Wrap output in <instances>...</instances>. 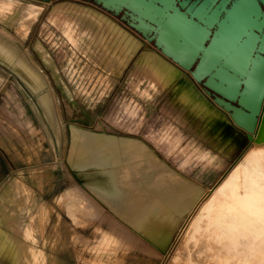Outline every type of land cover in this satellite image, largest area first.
Returning a JSON list of instances; mask_svg holds the SVG:
<instances>
[{"label": "rangeland", "instance_id": "1", "mask_svg": "<svg viewBox=\"0 0 264 264\" xmlns=\"http://www.w3.org/2000/svg\"><path fill=\"white\" fill-rule=\"evenodd\" d=\"M55 1L58 0H0V36L40 73L51 93L53 108L50 118L43 115L37 103L35 89L0 61V173L2 176H24L22 178L25 179L34 172L43 174L45 179L41 188L27 179L34 198L32 204L27 206L29 210L22 222H27V228L37 245L41 244L39 241L42 233L50 245L64 240L68 247L63 250L75 264H173L174 260L175 264H186L184 257L195 252L191 247L196 246L197 251L201 249L192 245L194 242L190 241L189 232L182 231L180 227L164 246L154 243V247L152 242L138 238L130 231L127 240L121 242L120 236L117 237L120 234L114 231L115 226L104 218L106 215L102 207L91 199L83 187L74 183V167H79L80 163L81 166L89 165L86 157L89 153H96L94 145L99 142L94 135L104 137L107 133H120L121 129L135 131L137 128V114L130 119L126 118L127 103L135 102L133 96L136 95V90L131 85L142 80L151 86L147 80L132 74L138 53L127 63H121L117 59L111 70L106 59L103 60L98 55L99 51L94 43L87 42V39L79 41L69 37L64 22L50 21L48 14L53 9L50 4ZM73 1L89 4L86 0ZM18 2L27 5L16 7ZM32 3L39 8L35 16L34 9L30 12L28 8ZM128 107L131 111V105ZM140 121L139 125L144 122L141 125L144 128H160L159 123H154L149 116ZM208 121L211 123L210 119ZM223 123L226 125V121ZM178 131L182 138L180 145H176L174 150H170V144L166 140L168 136H156L162 148L161 162L155 163L157 166H152L150 170L146 167L141 175L136 173L134 177L131 176L128 191L123 193L126 196L123 199L128 201L124 209L125 215H136L143 211L146 228L152 224L153 213L156 216L161 211L157 196L166 197L172 191L175 175L209 191L231 169L251 142L241 129H236L234 139H239V145L234 146L233 140L220 151V148L216 149L219 144L215 142L216 139L218 142L221 139L213 123L210 128L206 126L205 132L216 138H210L215 144L199 139L193 124L183 125ZM175 134L171 137H175ZM204 137L209 139L210 136ZM105 138L107 139L106 136ZM106 139L101 142L105 143ZM187 142L197 148H210L209 153L213 159L209 161L203 156V149L191 148L188 151L187 146L184 151L183 145ZM104 145L97 144L99 148H104ZM222 152L227 155L224 156ZM9 153L14 155V160L10 159ZM220 161L225 164L222 169L215 167ZM39 166L42 168L38 171L36 167ZM241 169L243 171V167L238 166L240 175ZM217 171L221 172L218 179L202 183V180ZM73 183L75 186L72 187ZM62 211L66 214L65 217L59 216ZM84 212H90L92 216L85 217ZM79 214H82L81 218ZM75 218L77 224L80 220L81 227L86 228L81 234L73 231L72 221ZM127 219L131 224L136 216H129ZM103 224L106 227L112 225L113 231L103 232ZM222 227L225 225L219 226L220 229L216 231L219 235L210 240V252L216 251L217 254L206 259L204 264H264L261 262L264 260V249L243 248L239 242H231L223 233ZM248 234L250 235L249 232ZM75 238L77 247L73 246ZM184 240L189 242L190 248ZM257 243L264 245V237H258ZM184 246L193 251L187 249V254ZM170 258L171 261L175 259L170 263Z\"/></svg>", "mask_w": 264, "mask_h": 264}, {"label": "crops", "instance_id": "2", "mask_svg": "<svg viewBox=\"0 0 264 264\" xmlns=\"http://www.w3.org/2000/svg\"><path fill=\"white\" fill-rule=\"evenodd\" d=\"M65 1L71 0H58L52 2L50 7H58L59 4ZM87 5L93 8L94 11H89V13L85 12L81 15H60L56 13L57 15H48V19L50 21L64 22V28L69 37L78 39L79 41L87 39V42L94 43L96 49L99 51V53L97 52L98 55L101 59H106L111 70H113L117 59L121 63H127L131 57L138 53L135 58L132 74L140 77V79L147 80L151 87L142 80L135 81L136 85H131V87H135L136 90V95L133 96L135 102L130 101V103H127L126 111L128 114L126 118L130 119L131 116L135 117L137 114V128L135 131L121 129L120 133H107L105 134L107 139L105 136L94 135L100 145L105 144L104 148H99L97 146L99 143H97L94 145V151L96 153H89L88 157H86L89 165L81 166L82 164L80 163L79 167H74L72 172L74 183H78L81 188L83 187V189L88 192L91 199L102 207L106 215L104 218H106L107 222L115 226L114 231L120 234L117 235V237L120 236L121 242L127 240L128 232L130 231L135 233L134 235L138 238L152 242L153 246L154 243L161 245L159 239L155 240V233L152 234L155 231H159V228H157L158 225L156 226L153 220L155 213H153L151 226L148 225L146 228L144 221L145 213L142 211L136 213V215L128 214V216H126L124 209L128 201L123 199L126 198L123 193H125L126 190L128 191L127 187L130 183L129 178L131 176L134 177L136 173L141 175V173L145 172L144 170H146V167L149 169L152 166H157L155 163L158 164L161 162L162 156L160 153H162V148L156 136H168L167 139L165 137L164 139L169 142L171 147L170 150H174L176 145H180L179 143L182 138L178 135V129L183 125L193 124L194 132L198 138L208 140L212 144L214 143L212 139L215 137L212 134L206 133V126L210 128L211 123H213L216 133L219 134L218 136L221 139L218 142L215 138V143L219 144V147L216 149L218 150L220 148L219 150L223 151L225 148L224 138L222 136L223 131L227 129L233 132L232 134L234 135V132H236L235 130L238 128L232 124L222 109L210 103V98L204 93L200 85L192 80L186 71L164 57L149 43L147 45L145 40L138 37L109 14L90 4ZM95 11L99 13L97 14ZM41 82L42 93L46 91L48 95V106L50 107V113H52L51 93L42 79V76ZM128 105H131V111H129L130 107H128ZM40 109L44 115L43 105L40 106ZM148 116L154 123H159L160 128H155V126L149 129L144 128L142 127L144 122L141 124L142 126L139 125L141 123L140 120L143 121L145 118L147 119ZM208 119L211 120V123ZM205 120H207L206 124ZM223 121H226V125ZM156 129H158V133H156ZM173 134L176 136L171 137ZM148 136H150V139H148ZM204 136L210 137L209 139H205ZM255 138L256 136L251 140L249 146L253 143ZM104 139H106L105 143H102L101 141H104ZM22 140L24 143H27L24 139H20V141ZM233 142L234 146L239 145V143L235 144V141ZM183 146L184 151H186L185 149L187 146L188 151H191V148L197 150L203 149V156L208 158L209 161L213 159V156L209 153L210 148H197L190 146L188 142ZM20 150L22 152L21 147ZM101 150L104 152L101 153ZM222 153L224 156L227 155L225 152ZM9 156L11 160H14L13 154L9 153ZM241 157L237 159L230 169L231 172L233 170L234 175L237 174V176H234V180L227 184L225 183L227 175L230 173V170H228L216 182L217 188L219 189L222 185L225 186L224 195H222L221 198H225V195L230 193L231 189L237 188L235 186H243V180L241 176H238L240 175V171L237 167V163ZM165 158L167 159L168 157L165 156ZM183 165H185V163ZM224 166L225 164L221 161L215 165V167L220 169L224 168ZM41 168V166L36 167V169ZM220 173L219 171L215 173L212 172L205 180H202V183L214 182L219 178ZM22 177L24 176H2L0 173V264H75L74 262L72 263L69 259L70 257L66 256L65 250H63L68 247L64 240H59L57 243L50 245L49 241L43 238L44 233H42L39 241L41 244L37 245L33 235L27 228V222H22L23 216L25 217L29 210L27 206L32 204L34 198V193L28 186L29 181H27V179L32 181L38 188H41L45 181L43 174H34V172L25 179ZM174 177L175 181L173 180V184H191V182L181 180L178 176L176 177V175ZM254 180L256 179L252 178L249 180L251 185V192L249 195L251 203L254 205L252 208L254 207L255 209L256 204L257 210L253 211L251 215L263 216V220L256 224V227L258 226V228L261 229L262 226H264V198L257 195L258 198L253 199L252 185L257 183L254 182ZM74 183L71 185L72 187L75 186ZM202 189L203 188H201V191H205ZM225 190H227V192H225ZM212 194L213 193L209 191L204 199H208ZM64 195L66 196V194ZM157 198L159 199L160 196H157ZM73 215L75 217L76 213L74 212ZM83 215L85 217L92 216L90 212H84ZM59 216L65 217L66 214L62 211ZM79 216L81 218L82 214H79ZM129 216H136V219H132L134 222L131 224L129 223V219H127ZM78 221L80 222L79 224H77L76 218L73 219V231H77L81 234L86 228H82L81 221ZM112 225H107L108 227H106V225L103 224V232L113 231ZM259 232L261 231L258 230L256 232L257 234H251L253 237L248 241L249 244L244 246L248 248L264 249L263 244L257 243L258 237L259 239L264 237V235ZM73 241V246L77 247V239L75 238ZM78 241L81 240L78 239ZM5 242H7V244ZM121 246H123V244H121ZM240 246L243 247L242 245ZM16 260L19 261L16 262ZM261 262H264V260Z\"/></svg>", "mask_w": 264, "mask_h": 264}, {"label": "water", "instance_id": "3", "mask_svg": "<svg viewBox=\"0 0 264 264\" xmlns=\"http://www.w3.org/2000/svg\"><path fill=\"white\" fill-rule=\"evenodd\" d=\"M86 1L186 71L236 127L256 132L264 108V0Z\"/></svg>", "mask_w": 264, "mask_h": 264}, {"label": "bare ground", "instance_id": "4", "mask_svg": "<svg viewBox=\"0 0 264 264\" xmlns=\"http://www.w3.org/2000/svg\"><path fill=\"white\" fill-rule=\"evenodd\" d=\"M71 1L62 2L61 4H59L58 7L54 6L55 8L53 7V9L50 11L48 15H53V14L55 15V13L63 14V15H78V14L81 15L84 14L85 12L89 13V11L92 10L94 11V9L90 8L87 4L74 2L73 0ZM24 5L27 4L18 2V4L15 6L21 7ZM29 5H31L30 7L28 6L29 10H31L30 12H32V9H34L33 15L35 16L36 12L39 11L38 6L33 5V3ZM95 12L97 14L99 13L98 11ZM3 31L4 30H2V32ZM146 44L148 45V42ZM0 61L6 64L30 87L35 89V94L37 95L36 99L38 103L40 104V106L43 105L44 114L47 117H50L51 113H50V107L48 106V95L46 91L45 93H42V89H41L42 82H41L40 73L37 71V69L34 67L33 64L28 62L24 56H22L19 52H17V50L1 36H0ZM243 132L246 134L249 140H253V138L256 136L253 143L250 146L249 145L247 146L246 150L242 154L241 159L237 163L238 166L243 167V171L241 169V175H238L242 177L243 188L241 186L240 187L235 186L237 188L231 189L229 196L225 195V199L222 200L221 197L222 195H224L225 186L222 185L221 188L219 189L215 184L209 190L210 193L212 192L213 194L209 196L208 199L204 200L206 194L209 191L208 192L206 190L201 191V188L193 183L191 184L172 183V191H169L166 197L160 196L159 198L158 207L161 208L160 209L161 211L157 213L153 219L155 225L156 226L158 225L157 228H159V231L157 232L155 231L152 233V234L155 233L154 234L155 240L159 239L161 246H164L166 244V241L168 240L167 242H169L174 237L176 231L181 227L182 231L189 232V239L190 241L193 240L194 242V244L192 245H197L201 247V249L198 248L200 249V251L198 250L199 251L198 252L195 248L196 246L191 247L190 245H188L189 244V242L187 243L188 239L184 240V242L186 241L185 243H187L189 248L191 247V249L192 248L195 249V252H192L193 254L187 255L189 254L188 253L189 250L190 251L193 250L188 249L184 246L186 248V249L184 248L186 251L188 249L186 254L187 256L184 257L186 261L183 259L186 262V264L187 263L204 264L206 259L208 258L210 259V256H216L217 254L216 251H213V253L210 252V246H211L210 240L214 239L213 236L219 235V233H216V231L220 229L219 226L221 225H225V227H222L221 229L223 233L226 234V236L229 238V240L233 243L239 242L240 245L243 246V248H248L244 245L249 244L248 241L250 240V238L253 237L251 236V234L252 235L254 233L257 234L256 232L259 230L261 231L259 233L264 235V226H262L261 229L258 228V226L256 227V224L263 220V216L251 215V213H253V211H256L257 209H256V204H255V209L254 207L252 208V206L254 205L253 203H251V198L249 195V193L251 192L250 191L251 185L249 180L253 178L256 179L254 180V182H257L255 183L256 185L255 184L252 185L253 188L252 194L254 195L253 199L255 198L257 199L258 196L264 198V108L262 110L256 132L253 135L246 133L245 131ZM232 133L233 132L228 131L227 129L223 131L222 136L224 138V147H226L228 143L233 140L235 141V144L240 142L239 139H234V135ZM235 175L237 176V174ZM235 175L232 170V172H230L227 175L225 183L227 184L229 182H232L234 180ZM225 192H227V190H225ZM248 232L250 233V235L248 234ZM5 243L7 244V242ZM178 255L179 254H177V256ZM177 256L175 258H177ZM174 259H172V261ZM17 261L19 260H16V262ZM172 261L170 258V263ZM175 263L176 262L174 260L173 264Z\"/></svg>", "mask_w": 264, "mask_h": 264}, {"label": "flooded vegetation", "instance_id": "5", "mask_svg": "<svg viewBox=\"0 0 264 264\" xmlns=\"http://www.w3.org/2000/svg\"><path fill=\"white\" fill-rule=\"evenodd\" d=\"M262 9H263V7H262ZM264 10V9H263Z\"/></svg>", "mask_w": 264, "mask_h": 264}]
</instances>
